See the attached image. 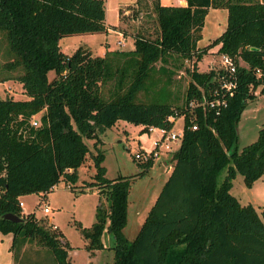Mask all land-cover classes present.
<instances>
[{
    "label": "trees",
    "instance_id": "1",
    "mask_svg": "<svg viewBox=\"0 0 264 264\" xmlns=\"http://www.w3.org/2000/svg\"><path fill=\"white\" fill-rule=\"evenodd\" d=\"M148 1L153 32H136L131 48L100 55L81 45L67 54L58 39L106 31L104 0H0L1 65L8 72L0 80H16L24 94L0 97V232L11 234L14 260L25 243L34 242L42 255L32 264H70L62 232L39 223L33 212H22L18 202L25 193L45 194L59 180L75 182L89 152L83 137H95L119 119L141 125L140 132L148 125L170 129L179 115L182 132L170 170L131 239L122 232L130 180L105 177L103 152L96 148L91 154L94 172L87 185L108 204H96L94 221L80 228L84 248H105L106 229L113 237L110 264H264V205L257 211L229 191L236 172L250 185L264 171V121L254 140L236 148V122L247 100L255 98L256 87L264 93V0ZM208 7H224L226 24L199 47ZM211 47L235 60L232 94L217 113L187 107L189 99L218 83L220 70L197 65ZM170 59L175 66L190 61L184 66L188 81L182 102L170 101L163 82L150 99H137L161 73L172 74L163 65ZM156 61L161 63L155 67ZM37 112L34 126L31 117ZM137 163L142 173L153 159ZM6 212L21 219H6Z\"/></svg>",
    "mask_w": 264,
    "mask_h": 264
},
{
    "label": "rangeland",
    "instance_id": "2",
    "mask_svg": "<svg viewBox=\"0 0 264 264\" xmlns=\"http://www.w3.org/2000/svg\"><path fill=\"white\" fill-rule=\"evenodd\" d=\"M162 3H175L177 0H160ZM104 21L110 27L118 24L119 30H123L122 38L120 32L109 28L108 31L78 32L66 34L58 39V43L63 52L70 54L78 46L87 47L91 54H102L105 49H129L132 47V36L138 33H147L156 28L154 12L148 0H104ZM119 10V13H118ZM119 14V18H118ZM226 10L224 7H208L203 19L201 37L197 41V46L202 47L211 39L217 36L225 27ZM151 34V33H150ZM3 41L0 38V76L8 73L1 65L5 60L1 54ZM215 47L205 51L197 61L198 69L205 70L208 64L214 66L220 63V54L215 52ZM190 61H185L181 66H175L172 59L163 65L166 69L172 70V74L165 71L159 75L160 79L154 87H149L146 93L142 90L136 94L137 99L148 100L154 94V90L162 83L164 90L169 92L170 101L177 104L182 102L183 95L188 81V74L184 66H188ZM161 62L156 61V67ZM218 66V65H217ZM52 74H50L51 76ZM157 72H154L155 77ZM105 87H103V91ZM255 98L247 100L239 119L236 122L237 140L236 148L239 151L244 145L256 138L258 128L264 121V93L255 89ZM11 96L22 98L24 94L20 83L13 79L0 80V97ZM40 112L33 114L31 119H35L36 126L39 124L38 116ZM175 131L181 128L182 119L177 116L173 120ZM140 125L129 123L125 120H117L110 127H104L96 131V136L83 140L89 148L84 162L77 167V179L75 182H64L59 180L52 189L41 195L40 192H30L19 196L22 201V209L25 212H33L39 223L49 225L62 232L64 239L69 244L68 260L70 264H89L87 252L84 248L86 239L80 232L81 227L89 226L95 219V206L99 202L105 206L108 200L99 195L94 187H89L88 181L92 180L94 167L91 154L96 148L103 152L101 164L104 166V175L107 178H114L117 175H124L129 178L130 183L127 193L126 222L122 228L123 234L128 239L133 237V230L137 228L144 217L146 210L153 202L160 186L169 172V164L172 161L173 146L168 153L161 152L157 157L152 158L153 163L144 172L142 166L137 163L141 161L133 156L139 145L145 147L150 145L151 139L159 134V131L140 132ZM141 142V143H139ZM178 141H175L177 143ZM174 145V144H173ZM165 159L169 164L165 165ZM226 171V166L221 168L217 174L219 182ZM229 191L241 204L251 203L259 211L264 205V171L254 179L250 185H246L242 175L236 172L231 180ZM47 204L49 211L44 213L42 206ZM137 226V227H135ZM11 234L0 232V264H32V259H37L42 255V249L34 242L25 243L16 260L12 258L9 248ZM101 240L106 246L103 249H110L113 244V237L109 231L103 230ZM112 249V248H111ZM99 252L100 256L96 264H110L113 251ZM104 253V254H103Z\"/></svg>",
    "mask_w": 264,
    "mask_h": 264
},
{
    "label": "built area",
    "instance_id": "3",
    "mask_svg": "<svg viewBox=\"0 0 264 264\" xmlns=\"http://www.w3.org/2000/svg\"><path fill=\"white\" fill-rule=\"evenodd\" d=\"M218 65V66H217ZM216 66L213 63L209 64L208 68H215L220 70L218 83L212 87V89L207 93H201L200 97H192L187 102V107L192 109L195 106H205L209 109H213L215 113L218 112L219 108L226 104V99L232 94V88L235 85L234 81V71H235V60L232 56L227 53L220 54V63ZM179 116V115H178ZM173 118L172 116L170 117ZM35 119H31V123L36 124ZM190 127L194 129L196 123H191ZM146 131H159V134L154 136L148 147H143L139 145L138 150L133 153V156L141 161H145L149 158L157 157L162 150H171V143L178 141L182 128L178 131L172 129H164L162 127H157L153 125H148ZM53 184L50 188H53ZM41 195H43L41 193ZM19 206H22V201L19 200ZM22 210V208H21ZM42 211L44 213L49 211L47 204L42 206ZM23 212V211H22Z\"/></svg>",
    "mask_w": 264,
    "mask_h": 264
},
{
    "label": "crops",
    "instance_id": "4",
    "mask_svg": "<svg viewBox=\"0 0 264 264\" xmlns=\"http://www.w3.org/2000/svg\"><path fill=\"white\" fill-rule=\"evenodd\" d=\"M160 1V0H159ZM160 3H162L161 1H160ZM162 4H180V5H183V4H185V0H177L175 3H162ZM118 18H119V14H118ZM106 25H107V29H106V32L108 31V29L109 28H112L113 30H116V31H118V32H120V35H121V38L123 37L122 36V34H123V30L121 31V30H119V28H118V24L117 25H113L112 27H110L107 23H105ZM103 54V53H102ZM102 54H100V55H102ZM209 65V64H208ZM200 70V69H199ZM174 125V124H173ZM173 125H172V127H173ZM140 127H141V125H140ZM147 133H150V132H148V131H146ZM156 137V136H155ZM139 143H141V142H139ZM178 143V142H177ZM177 143H175V142H173V143H171V147L173 146V148H175L176 147V145H177ZM174 144V145H173ZM138 145H141V146H143V147H145V145H143V144H138ZM168 151H170V150H162V151H160V153L161 152H165V153H168ZM163 162H164V164L165 165H168L169 163L165 160V159H163ZM169 170H170V164H169ZM50 189H52V188H50ZM46 193V192H45ZM154 200V199H153ZM22 205H23V203H22ZM21 208H22V206H21ZM22 211L25 213V211L22 209ZM147 211V210H146ZM144 218V217H143ZM143 218H142V220H143ZM142 220H141V222H142ZM140 222V223H141ZM54 225V224H53ZM140 225V224H139ZM135 227H137V226H135ZM139 227V226H138ZM138 227L137 228H134V229H136V230H133V231H135V232H133L134 234H133V236L135 235V233H136V231H137V229H138ZM123 232V231H122ZM106 247V246H105ZM110 248V247H109ZM103 250H108V254H107V256H108V259H109V261H110V252H111V248L110 249H103V248H99V249H94V250H92V251H89V252H87V257L89 258V260H88V262H89V264H96V262L98 261V257L100 256L99 254V252H104ZM67 253H68V250H67ZM104 254V253H103Z\"/></svg>",
    "mask_w": 264,
    "mask_h": 264
},
{
    "label": "water",
    "instance_id": "5",
    "mask_svg": "<svg viewBox=\"0 0 264 264\" xmlns=\"http://www.w3.org/2000/svg\"><path fill=\"white\" fill-rule=\"evenodd\" d=\"M252 49H255V47H251ZM3 217L6 218V219H9L11 221H18L21 219L20 216L16 215V214H13V213H10V212H6L3 214Z\"/></svg>",
    "mask_w": 264,
    "mask_h": 264
}]
</instances>
